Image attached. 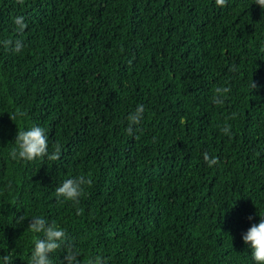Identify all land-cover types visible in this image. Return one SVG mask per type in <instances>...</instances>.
<instances>
[{
	"label": "trees",
	"instance_id": "obj_1",
	"mask_svg": "<svg viewBox=\"0 0 264 264\" xmlns=\"http://www.w3.org/2000/svg\"><path fill=\"white\" fill-rule=\"evenodd\" d=\"M253 3L0 0V42L23 43H0V256L27 264L40 215L65 229L80 264H254L241 239L264 215V12ZM33 125L55 160L10 155ZM79 175L90 183L78 201L56 199Z\"/></svg>",
	"mask_w": 264,
	"mask_h": 264
},
{
	"label": "clouds",
	"instance_id": "obj_2",
	"mask_svg": "<svg viewBox=\"0 0 264 264\" xmlns=\"http://www.w3.org/2000/svg\"><path fill=\"white\" fill-rule=\"evenodd\" d=\"M216 3L222 5L224 0H216ZM253 4L259 6L261 11L264 12V0H254ZM13 22L18 26L19 31L24 30L26 24L23 16L14 17ZM0 43L5 47L12 44L10 50L17 53L23 47V43L19 39L14 43L8 40H4ZM251 87L252 89L257 87L253 80L251 82ZM216 91L218 93H226L228 89L218 88ZM213 100L215 103H222L223 98L222 96L219 98L214 97ZM143 113V104H137L135 110L128 114L127 131L130 134L133 132V126L141 121ZM222 131L226 135H231L228 125H225ZM14 143L16 148L10 153L13 159L32 161L41 157H47L55 160L59 153L58 148L55 153L49 152L48 136L45 129L39 125H33L26 129H19L16 133ZM204 160L211 166L216 163L217 158L215 156L210 158L209 155L205 153ZM89 183L90 181L83 175L64 179L55 188V197L58 200L78 201L84 190V186ZM260 217L258 222L252 223L251 226L241 234V239L246 247L250 249L254 264H264V215H260ZM20 219H23V217H20ZM251 219L252 217L250 216L249 220ZM27 228L29 232L33 234V243L27 264H54L52 254L58 249H63L59 264H80L79 249L72 243L63 227H60L54 222H48L43 216L33 215ZM12 255V250H9L7 254L0 256V264H12ZM90 264H105V260L97 256L94 260L90 261Z\"/></svg>",
	"mask_w": 264,
	"mask_h": 264
}]
</instances>
